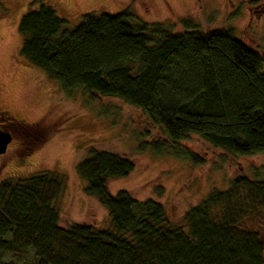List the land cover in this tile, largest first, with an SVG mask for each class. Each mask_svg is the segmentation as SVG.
<instances>
[{
	"label": "trees",
	"instance_id": "16d2710c",
	"mask_svg": "<svg viewBox=\"0 0 264 264\" xmlns=\"http://www.w3.org/2000/svg\"><path fill=\"white\" fill-rule=\"evenodd\" d=\"M132 18L127 9L86 13L70 28L44 0H34L17 24L19 54L65 96L81 88L121 99L172 142L193 134L235 155L264 154V57L228 28L202 32L184 20L187 29L174 32ZM86 152L75 170L85 195L106 208L108 226L58 225L64 183L57 173L4 178L0 264H264L259 235L246 226L264 211V180L236 176L176 223L150 198L107 190L109 180L133 170L127 157L93 145ZM174 154L202 162L188 150Z\"/></svg>",
	"mask_w": 264,
	"mask_h": 264
},
{
	"label": "rangeland",
	"instance_id": "374dc122",
	"mask_svg": "<svg viewBox=\"0 0 264 264\" xmlns=\"http://www.w3.org/2000/svg\"><path fill=\"white\" fill-rule=\"evenodd\" d=\"M33 1L0 0V117L15 122L10 141L0 152V181L41 171L57 173L64 183L57 201L58 225L85 223L104 228L108 212L96 198L85 195L84 182L75 170L87 156L88 145L121 154L134 165L127 176L107 182L111 194L124 189L137 200L150 198L176 223L212 189H225L236 176L264 180V154L235 155L193 134L172 142L141 109L121 99L81 88L65 96L56 81L19 54L22 37L17 24ZM44 1L70 28L83 14L113 15L127 9L133 23H161L174 32L187 29L184 20L202 32L231 29L236 39L264 57V0ZM25 135L29 142L23 144ZM154 142L162 147L158 150L151 145ZM177 149L195 153L202 162L193 164L176 156ZM246 226L258 233L264 259V211ZM30 256L27 252L23 259L29 261Z\"/></svg>",
	"mask_w": 264,
	"mask_h": 264
},
{
	"label": "flooded vegetation",
	"instance_id": "af4514ba",
	"mask_svg": "<svg viewBox=\"0 0 264 264\" xmlns=\"http://www.w3.org/2000/svg\"><path fill=\"white\" fill-rule=\"evenodd\" d=\"M5 117H6L5 119H3L2 117H0V131H7L12 136V129H11V127H13L15 125V122L12 121L11 118H9L7 116H5ZM22 142L24 144V141H22ZM22 142L19 141V146L21 145Z\"/></svg>",
	"mask_w": 264,
	"mask_h": 264
},
{
	"label": "water",
	"instance_id": "95a60500",
	"mask_svg": "<svg viewBox=\"0 0 264 264\" xmlns=\"http://www.w3.org/2000/svg\"><path fill=\"white\" fill-rule=\"evenodd\" d=\"M10 134L7 131H0V152H3L10 141Z\"/></svg>",
	"mask_w": 264,
	"mask_h": 264
}]
</instances>
